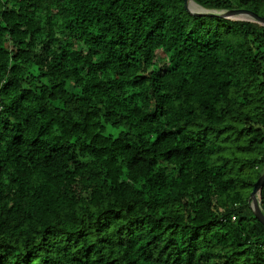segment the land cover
<instances>
[{"label":"trees","instance_id":"16d2710c","mask_svg":"<svg viewBox=\"0 0 264 264\" xmlns=\"http://www.w3.org/2000/svg\"><path fill=\"white\" fill-rule=\"evenodd\" d=\"M263 171V26L0 0V264H264Z\"/></svg>","mask_w":264,"mask_h":264},{"label":"water","instance_id":"95a60500","mask_svg":"<svg viewBox=\"0 0 264 264\" xmlns=\"http://www.w3.org/2000/svg\"><path fill=\"white\" fill-rule=\"evenodd\" d=\"M186 9L189 13L196 16H220L225 19L236 20L234 18L236 17H247L250 20H246L247 22L257 23L260 24V26L264 27V18L253 13L249 10H243V9H237V10H228V11H222V12H211L204 10L202 12L198 11H192L189 7L190 0H184ZM264 186V171L260 175L259 179L255 183L254 189L250 195L249 203L253 210V213L255 214L256 218L264 225V211L261 206V192Z\"/></svg>","mask_w":264,"mask_h":264},{"label":"rangeland","instance_id":"374dc122","mask_svg":"<svg viewBox=\"0 0 264 264\" xmlns=\"http://www.w3.org/2000/svg\"><path fill=\"white\" fill-rule=\"evenodd\" d=\"M190 1H191V3H193L194 7L196 8V11H198V12H202V11H204V9H203L202 7H200L199 5H197L194 1H192V0H190ZM238 19H239L240 21L250 20V19L247 18V17H244V18H238ZM255 24H257V23H255ZM257 25H258V24H257ZM157 54H158V55H162L163 52H161V51H157ZM161 164H162V166L165 165L163 162H161Z\"/></svg>","mask_w":264,"mask_h":264},{"label":"bare ground","instance_id":"6f19581e","mask_svg":"<svg viewBox=\"0 0 264 264\" xmlns=\"http://www.w3.org/2000/svg\"><path fill=\"white\" fill-rule=\"evenodd\" d=\"M189 7L192 11H196V8L194 7L193 3H191V1L189 2ZM238 18H244V17H236L234 19L239 20ZM258 25H260V24H258Z\"/></svg>","mask_w":264,"mask_h":264}]
</instances>
